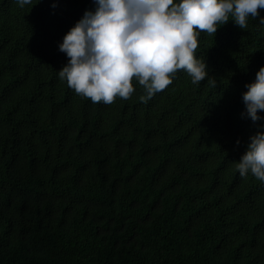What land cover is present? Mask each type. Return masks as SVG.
<instances>
[{
  "label": "trees",
  "instance_id": "1",
  "mask_svg": "<svg viewBox=\"0 0 264 264\" xmlns=\"http://www.w3.org/2000/svg\"><path fill=\"white\" fill-rule=\"evenodd\" d=\"M87 10L0 0V264H264V184L233 163L264 123L241 116L264 25L201 33L215 86L178 72L145 102L133 78L94 104L57 74Z\"/></svg>",
  "mask_w": 264,
  "mask_h": 264
},
{
  "label": "clouds",
  "instance_id": "2",
  "mask_svg": "<svg viewBox=\"0 0 264 264\" xmlns=\"http://www.w3.org/2000/svg\"><path fill=\"white\" fill-rule=\"evenodd\" d=\"M20 8L39 3L16 0ZM58 43L66 64L57 71L77 95L95 104H111L116 97L128 99L142 86L141 101L151 99L173 83L178 72L199 85L216 80L209 76L204 57L197 54L201 33L215 35L229 20L240 29L249 18L264 25V0H94ZM56 5H53L55 7ZM242 92V118L264 121V66ZM249 137L238 162L242 178L249 174L264 184V123ZM237 145L240 143L237 140Z\"/></svg>",
  "mask_w": 264,
  "mask_h": 264
}]
</instances>
